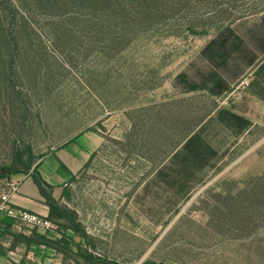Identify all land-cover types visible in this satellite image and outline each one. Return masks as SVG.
<instances>
[{"label":"rangeland","instance_id":"obj_1","mask_svg":"<svg viewBox=\"0 0 264 264\" xmlns=\"http://www.w3.org/2000/svg\"><path fill=\"white\" fill-rule=\"evenodd\" d=\"M229 28L263 57L264 0H0V195L18 152L104 139L56 198L66 264H264V127L212 144L225 95L180 80Z\"/></svg>","mask_w":264,"mask_h":264},{"label":"crops","instance_id":"obj_2","mask_svg":"<svg viewBox=\"0 0 264 264\" xmlns=\"http://www.w3.org/2000/svg\"><path fill=\"white\" fill-rule=\"evenodd\" d=\"M242 50L243 37L237 30L229 28L221 31L203 51L209 74L200 83L191 82L198 86L199 91L212 89L214 98L225 95V103L212 111V144L219 146L231 139L241 142L253 129L264 127V55L258 59L257 50L244 54ZM185 77L188 80L187 75ZM245 77L249 78V84L233 89V81ZM221 109L238 116L243 129L238 131L237 126L230 128L222 123L218 118ZM76 140L78 142L68 144L76 145V150L63 156L62 152L68 149L67 145L63 149L54 150L37 165L42 178L53 186L52 195L55 199L91 155L104 145V139L93 132H87ZM51 157H55L56 162L52 166H45ZM32 172L17 180L18 190L11 196L10 202L16 207L49 218L50 209L31 178ZM64 244L60 236L52 232L19 228L9 218L0 220V264H66L63 258L68 256L67 252L71 254L72 251Z\"/></svg>","mask_w":264,"mask_h":264},{"label":"trees","instance_id":"obj_3","mask_svg":"<svg viewBox=\"0 0 264 264\" xmlns=\"http://www.w3.org/2000/svg\"><path fill=\"white\" fill-rule=\"evenodd\" d=\"M180 80L182 81V83L184 85H187L190 90L199 91L198 86L190 83L185 76H181ZM209 92L212 93V89ZM218 118L220 119V121L222 123L226 124L230 128H235L237 126L238 131H241L243 129V125L240 124L241 119L238 116H236L235 114L230 113L224 109H221L218 111ZM26 155H28V157H27L28 161L25 164V166H26L25 172L16 171V170H15V172H12L14 169L13 167H15V164L21 163ZM35 160H36V158L33 156L30 149H28L26 152H18L15 156V164L10 169L11 171L9 170L10 176H9V174H6V176H4V177L9 176L8 179L11 181V179H12L11 175H13V174L14 175H17V174L28 175L30 171H33L31 174V178L33 179L34 183L37 185L38 189L40 190L42 196L45 199L46 205L50 209L49 219H52L55 222H58V221H61V220L68 218V215H69L68 212L59 207L57 200L52 195L53 186L48 184L42 178V176L40 175V173L37 170V166H34Z\"/></svg>","mask_w":264,"mask_h":264},{"label":"built area","instance_id":"obj_4","mask_svg":"<svg viewBox=\"0 0 264 264\" xmlns=\"http://www.w3.org/2000/svg\"><path fill=\"white\" fill-rule=\"evenodd\" d=\"M249 78L242 80L241 85H248ZM18 185L15 182H9L8 191L0 195V220L9 218L20 227L29 230H40L44 232H53L57 226L48 218L39 214L32 213L23 208L16 207L10 202L12 195L16 194Z\"/></svg>","mask_w":264,"mask_h":264}]
</instances>
